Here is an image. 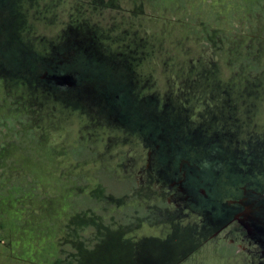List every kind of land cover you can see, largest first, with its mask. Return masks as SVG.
Returning a JSON list of instances; mask_svg holds the SVG:
<instances>
[{
    "label": "rangeland",
    "instance_id": "1",
    "mask_svg": "<svg viewBox=\"0 0 264 264\" xmlns=\"http://www.w3.org/2000/svg\"><path fill=\"white\" fill-rule=\"evenodd\" d=\"M216 1H190L195 16L186 1L0 0V264H264V128L143 93L110 47L132 24L182 22L200 38L191 63L227 54L247 90L264 77V14L224 0L243 14L208 25L225 19Z\"/></svg>",
    "mask_w": 264,
    "mask_h": 264
},
{
    "label": "trees",
    "instance_id": "2",
    "mask_svg": "<svg viewBox=\"0 0 264 264\" xmlns=\"http://www.w3.org/2000/svg\"><path fill=\"white\" fill-rule=\"evenodd\" d=\"M162 4L161 12L165 8H178L184 4V1L189 4L191 14L195 16L201 15V5L198 4L195 7L190 1L192 0H155ZM217 7L221 10V15L225 16V19L212 20L211 22L206 20L208 25H215L217 27L227 28L232 25L233 20H230L235 15L240 16L244 11H248L247 17L255 18L258 12L264 14V1L256 0L254 4H248L244 0H241L238 7L240 10H229L227 3L224 0H217ZM234 3V0H230ZM244 3V4H243ZM251 5V6H249ZM249 6V7H248ZM237 7V8H238ZM209 10H203L204 15H207ZM211 14H208L207 18H210ZM200 23L201 20H197ZM244 23V20H239ZM256 21V20H254ZM168 24L165 26L167 30H151L148 34L142 32L133 31L135 24L128 26L129 29L124 32H129L128 36L123 37V44L117 48L115 45H111V51H121L127 59V66L122 68H128L130 76L143 79L154 76L159 67V62L163 63L161 68V76L152 82L156 77H152L151 82H147L145 85H141L143 81L138 83V89L140 88L145 94H153L159 97L160 101L169 98L173 100L172 106L182 105V111L187 116H192L193 111L198 109V103L202 101L209 102L210 109H223L229 108L231 121L234 124H246V128L242 132L261 133V128H264V77H259L254 84L247 87L244 83L245 75H237L233 77L234 68L229 66L227 61V54H220L215 62L209 65L205 62L191 63L196 57H199L201 51L200 38L198 37V31L194 28L187 26L186 24ZM182 26V27H179ZM154 28V27H153ZM180 28L182 30H180ZM132 29V30H131ZM182 31L176 32L175 31ZM173 36L169 38V35ZM180 33V34H179ZM143 37L145 39L140 38ZM141 39H139V38ZM167 41L166 44L163 42ZM249 38H244L243 41L238 42L233 47V51L240 52L244 57L247 52L244 47ZM106 40L103 39L102 42ZM118 42V40H117ZM119 43V42H118ZM183 48V49H182ZM111 51L107 50L105 55L110 56ZM262 61H264V53L261 54ZM117 58V57H116ZM156 58H159L156 60ZM187 78L186 82L182 83L177 79L174 80V75L178 76L181 73ZM242 74V72L240 73ZM156 76V74H155ZM183 78V75L180 76ZM185 93V94H184ZM192 93H194L192 95ZM201 96V97H200ZM231 96V97H229ZM199 97V99L197 98ZM225 101V102H224ZM56 106V105H55ZM54 106V107H55ZM186 109V110H185ZM175 111V109L173 110ZM226 112H224L225 114ZM209 113L206 112L205 115ZM227 119V117H226ZM228 121V120H227ZM229 122V121H228ZM230 123V122H229ZM139 143L138 141H136ZM121 145V146H120ZM118 148L119 153L123 155L124 151L129 147L130 140H121ZM113 153V152H111ZM132 157H138V152L133 153L129 149V154ZM145 156V154H143ZM141 157V156H140ZM138 157V158H140ZM144 161L135 164L133 170L143 166Z\"/></svg>",
    "mask_w": 264,
    "mask_h": 264
}]
</instances>
